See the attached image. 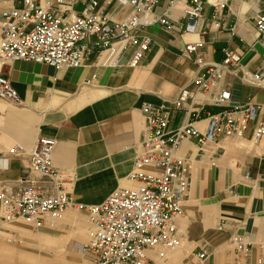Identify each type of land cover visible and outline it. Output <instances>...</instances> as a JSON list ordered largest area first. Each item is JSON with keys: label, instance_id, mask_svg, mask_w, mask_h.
Wrapping results in <instances>:
<instances>
[{"label": "crops", "instance_id": "1", "mask_svg": "<svg viewBox=\"0 0 264 264\" xmlns=\"http://www.w3.org/2000/svg\"><path fill=\"white\" fill-rule=\"evenodd\" d=\"M67 1L72 2L74 13L89 3ZM167 3L161 0L155 12H163ZM237 4V0H229L219 30L209 24V6L192 32L150 27L151 47L136 67L103 66L96 54L80 68L57 73L49 65L26 61L0 66V75L8 78L24 103L15 107L0 100V190L28 173L27 154L12 156L7 151L18 144L27 152L41 137L55 141L54 167L76 175L71 192L75 202L99 204L118 186H129L126 178L133 168L134 146L143 125L142 104L173 99L195 73V65L183 52L186 44L203 41L202 52L209 62H220L222 49L228 47L240 54L243 69L258 70L264 46L252 44L254 12ZM14 5L13 0H0V13ZM93 12L119 21L129 8L116 0H97ZM178 15L179 11H171V17L178 19ZM178 22L183 28L187 21ZM241 76L242 71L224 75V85L231 93L227 108L251 103L259 108L257 119L250 122L242 138H220L202 152L191 142L181 144L178 154L189 157L191 166L190 185L177 223L182 245L162 258L148 250L147 264H198L196 254L202 246L208 252L203 264H229L233 252L230 232L217 230L223 220L245 224L241 231L252 244L250 262L255 264L258 244L264 245V137L254 141L251 136L255 124L264 120V82L259 86L245 83ZM192 107L198 109L194 127L199 131H204L208 115L222 110ZM187 120L183 110L174 111L168 129ZM71 213L67 211L62 222L36 229V234L29 225L7 224V231L0 233V261L62 264L60 253L65 244L84 232L83 224ZM67 225L72 227L69 231ZM87 258L90 262V255Z\"/></svg>", "mask_w": 264, "mask_h": 264}, {"label": "built area", "instance_id": "2", "mask_svg": "<svg viewBox=\"0 0 264 264\" xmlns=\"http://www.w3.org/2000/svg\"><path fill=\"white\" fill-rule=\"evenodd\" d=\"M15 5L0 13V66L14 61L46 64L57 72L84 66L92 54L102 65L112 68L139 66L149 51L150 27L167 32H192L205 7L212 9L210 26L222 27L229 0H168L166 9L156 13L161 0H116L129 8L126 17L114 21L95 13L97 0L74 13L67 0H13ZM253 10V45L264 46V0H237ZM171 11H179L178 19ZM187 22L182 28L178 22ZM233 29V28H232ZM203 41L186 44L184 55L196 67L187 86L173 99L160 104L144 103L140 108L143 125L134 146L133 168L127 176L129 186H118L101 203L75 202L69 189L76 175L54 167L55 141L37 138L29 151L18 144L7 153L27 154L28 173L0 190V230L10 223L22 222L33 229L55 225L66 212L85 215L91 225L89 238L80 253L90 255L91 264H147L146 252L155 250L162 258L182 245L177 223L190 185V158L178 154L181 144L191 142L199 151L220 138H242L250 122L257 119L259 108L251 103L227 108L231 93L224 75L242 71V80L253 85L264 82V55L256 72L241 66V56L226 47L220 62L205 59ZM0 100L15 107L23 101L8 78L0 75ZM222 109L208 115L204 131L194 127L198 109L192 105ZM184 111L187 122L168 129L170 114ZM252 139L264 137V120L252 129ZM245 224L223 220L217 230H228L232 247L229 264H251L252 244L241 231ZM255 264H264V245L258 244ZM208 257L204 246L196 254L198 264Z\"/></svg>", "mask_w": 264, "mask_h": 264}, {"label": "rangeland", "instance_id": "3", "mask_svg": "<svg viewBox=\"0 0 264 264\" xmlns=\"http://www.w3.org/2000/svg\"><path fill=\"white\" fill-rule=\"evenodd\" d=\"M71 213V211H70ZM71 217L78 223L80 222L84 226V232L75 239H70L65 246L63 247V250H61L60 257H61V263L62 264H91L88 261L87 255L84 253H80L79 247L85 244L89 238V231L91 229V225L88 222L85 215H75L74 213ZM21 226H24L26 224L22 222H18ZM70 223V222H69ZM74 223V221H73ZM71 223V225H74ZM28 227V226H27ZM66 231H69L72 227L70 225L65 226ZM29 229L32 231L33 234H36V230L31 228L29 226ZM2 231L7 230H0V233ZM0 264H4L2 261H0Z\"/></svg>", "mask_w": 264, "mask_h": 264}, {"label": "bare ground", "instance_id": "4", "mask_svg": "<svg viewBox=\"0 0 264 264\" xmlns=\"http://www.w3.org/2000/svg\"><path fill=\"white\" fill-rule=\"evenodd\" d=\"M212 1H213V0H212ZM72 188H73V186L69 189L70 192H72Z\"/></svg>", "mask_w": 264, "mask_h": 264}]
</instances>
